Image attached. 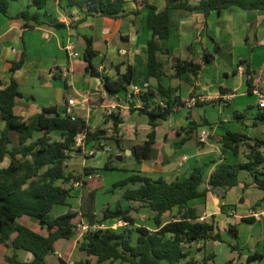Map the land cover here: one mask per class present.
Masks as SVG:
<instances>
[{
	"label": "crops",
	"instance_id": "obj_1",
	"mask_svg": "<svg viewBox=\"0 0 264 264\" xmlns=\"http://www.w3.org/2000/svg\"><path fill=\"white\" fill-rule=\"evenodd\" d=\"M148 1L159 10L166 7V0ZM198 2L190 0L191 5ZM31 3L32 0L14 1L9 9L11 17L0 15L1 89L11 84L13 76L25 96L17 99L16 114L37 117L44 108L56 107L61 116L82 118L92 128H106L111 134L113 125L106 122V113L110 109L118 111L123 118L118 136L120 146L112 141L117 151L115 158L120 160L123 154L129 156L128 151L134 146L145 142L152 131L147 115L138 111L143 107L140 95L148 90L156 93L159 84H162L172 91L171 97H180L186 105L176 109L167 120H159L150 160L137 162L129 156L139 164L138 169L131 172L170 182L185 179L199 169L204 177L199 190L206 195L190 201L184 208L195 209L203 222H211L214 218L222 237L221 241L188 245L189 255L178 264H264V192L246 171L241 173V182L236 187H208L211 173L222 163L248 162L250 148L247 144L241 145L238 155L224 149L222 138L228 130L264 140V122L254 124L260 97L264 94V11L234 8L221 13L212 12L206 17L203 11L173 10L172 34L160 40L161 47L169 50L170 54H158L166 75L158 80L149 76L148 42L151 31L148 27L149 10L143 7L142 1L127 0L125 17H87L81 22L83 14L77 8H67L65 3L55 0L42 12H47L40 18L42 24L30 23L26 27L25 19L16 16L25 10L37 12ZM56 23L65 24V27L56 28ZM74 23H77L75 27L72 26ZM85 37L93 38L100 58V62L94 64L101 73L117 79L132 67L133 80L127 92L122 90L109 95L103 81L87 72V63L82 58ZM68 44L75 47L78 57L69 56L66 50ZM217 44L221 49L218 53ZM80 46L83 50L78 49ZM24 53L25 64L12 74V63L20 61ZM205 54L214 55L211 63L204 62ZM176 58L201 63L203 68L197 75H178L174 67ZM242 60L246 63L241 64ZM247 65L254 72L253 93H249L247 85ZM133 87H138L140 92L130 97ZM193 100L195 105H192ZM70 101L75 102L71 107ZM149 104L165 105L159 94L151 96ZM201 112H204L203 116ZM235 113H241L244 118L237 119ZM4 128L5 123L0 116V135ZM188 129L192 131L188 133ZM203 132L209 134L206 142L199 140ZM54 138H60V133L54 134ZM261 151L264 154V148ZM82 158L81 168L92 166L102 169V166L94 165V159ZM125 167L120 169L125 170ZM259 170L264 171V163ZM243 173L249 177L243 176ZM85 179L87 186L96 191L92 185L94 175ZM78 189V204L71 207L75 211L80 207L82 197V188ZM136 205L139 206L130 202L128 207L136 208ZM140 210L148 212L151 217L146 218L143 225L136 218L135 227L157 230L150 208L143 206ZM177 212L178 209H175L165 214L164 220L169 221ZM168 214L173 216L166 219ZM246 218H254V221L249 222ZM19 223L44 236L48 235L47 228L32 217L24 216ZM230 226L237 227L238 237L229 232ZM15 237L16 234L12 238ZM79 240L80 237L66 240L69 241L67 246L64 245L65 240H59L56 256L69 264H74L75 258L86 260L87 255L78 247ZM13 253L12 248L0 243V264H6V256ZM17 255L22 262L34 259L33 254L26 250L17 251ZM91 262L94 263L93 260Z\"/></svg>",
	"mask_w": 264,
	"mask_h": 264
},
{
	"label": "trees",
	"instance_id": "obj_2",
	"mask_svg": "<svg viewBox=\"0 0 264 264\" xmlns=\"http://www.w3.org/2000/svg\"><path fill=\"white\" fill-rule=\"evenodd\" d=\"M18 0H0V15L11 17L9 9L12 2ZM55 0H32L31 7L37 12L25 10L17 18H23L30 23L42 24L40 18L46 15L50 2ZM65 0H59L62 4ZM142 1L143 7L149 10L148 27L151 38L148 42V71L149 76L161 80L165 74L163 64L158 60V54H170L163 49L160 40L169 38L172 34L171 12L185 10L187 12L203 11L208 17L212 12L221 13L224 10L240 8L242 10L264 11V0H199L198 4L191 5L190 0H166L163 10L150 3ZM67 8L75 7L83 14L81 22L87 17H125L127 0H66ZM77 23L72 24L75 27ZM56 28H64L65 24L56 23ZM86 47L83 60L87 63V72L103 81L109 95L119 91H128L133 80V70L130 66L127 72L113 79L98 69L94 60L99 52L94 48L92 37H85ZM217 44L216 53L220 52ZM204 62L211 63L213 54H205ZM26 55L23 54L18 62L12 63L11 72L14 74L25 64ZM246 61L242 60L241 64ZM175 69L178 75L191 73L197 75L203 68L201 63L189 60L175 59ZM246 78L249 93H253L254 72L246 66ZM264 90V88H263ZM159 94L165 105L150 106L149 98ZM172 91L159 84L155 93L148 90L140 95L143 107L138 111L147 115L152 131L147 140L132 148L131 157L137 162L151 159L153 147L156 143V128L159 120H167L176 109L186 105L180 97H171ZM25 96L20 92L19 84L12 76L9 86L1 89L0 84V116L5 128L0 135V243L12 248L14 253L6 256V264H69L66 260L56 256V243L59 240H70L76 237L75 221L82 216L89 225L104 223L111 220H124L127 226L119 229H98L89 231L81 238L79 249L87 255V259L77 264H178L189 254L188 245L201 241H221L222 237L214 218L210 221H201L197 211L193 208H184L190 201L201 198L206 192L199 190L203 183V173L195 169L185 179L167 181L163 178L152 179L142 176L139 172L126 180L116 184V187H127L124 199L139 206L124 209L118 206L114 209L107 207L103 211L102 219L97 220L94 210L96 200L95 191L90 192L91 203L83 212L75 211L71 207L65 214L55 219L51 212L56 206H69L75 183L87 186L86 177L98 174L99 169L85 167L84 174L78 175L68 171V161L73 153H83V149L76 144L79 134H85V144L88 150L96 148L103 151L109 141L114 140L120 146L119 132L123 118L120 112L106 113V122L112 123L111 134L106 128H92L82 118L70 115L61 116L56 107L44 108L37 117L27 118L15 112L16 101ZM244 115V114H243ZM237 119H243L241 113H235ZM264 122V108H258L254 124ZM192 129H188L189 133ZM60 133V138L54 134ZM253 142V144H251ZM222 144L225 150L234 154L239 153L241 145L247 144L250 148L248 162L222 163L212 173L208 181L210 189L218 187L233 188L241 182L242 172H248L254 182L264 192V171L259 167L264 163V140L252 139L246 134L227 131ZM87 156V155H86ZM88 157V156H87ZM8 161L6 166L3 164ZM110 155L105 165L106 170H120L113 166ZM126 171H128L126 169ZM129 185H138L136 188ZM264 202V198H263ZM146 206L154 213L153 222L157 230L147 227H135L139 207ZM83 208V207H82ZM178 209L169 221L164 220L167 213ZM24 216L38 220L48 230L44 236L28 226L19 223ZM252 222L254 218H246ZM229 232L238 237L237 227L230 226ZM16 234L15 238H12ZM26 250L33 254L31 262H22L18 259L17 251ZM94 261V263L91 262Z\"/></svg>",
	"mask_w": 264,
	"mask_h": 264
},
{
	"label": "rangeland",
	"instance_id": "obj_3",
	"mask_svg": "<svg viewBox=\"0 0 264 264\" xmlns=\"http://www.w3.org/2000/svg\"><path fill=\"white\" fill-rule=\"evenodd\" d=\"M65 3V4H64ZM63 4L65 6H67V2L66 0L63 1ZM79 50H83V48L80 46L78 48ZM95 64H98L100 62V58L96 57L95 58ZM201 115H204V112H201ZM107 147L105 150L103 151H99L96 148H91L90 151H92L93 154H91L89 151V153H73V155L71 156V158L69 159V166H68V171L72 172L74 174H78V175H83L84 174V169L81 168L82 166V162L84 161L82 156H85L89 159H94L93 163H95L94 165L96 166H102L101 170L98 171V174L94 175V179L92 181V185L94 188H96V200L94 203V210L97 213H95L97 220H101L102 219V215H103V211L107 208L110 207L112 209L121 206L124 209H128L130 202L126 201L124 199V192L126 190L127 187H116L115 185L126 180L127 178H129L132 175L131 170L133 169H138L139 164L133 159L130 158L129 156H131V154H129V156L123 154L122 157L120 158V160H116V147L114 146V142L109 141L107 143ZM106 152V153H104ZM108 154H111L112 158H113V163L112 165L116 164L119 168L126 166L125 170H106L104 169V164L108 159ZM87 155V156H86ZM80 164V165H79ZM92 167V166H91ZM94 168V167H93ZM96 168V167H95ZM126 169H128V171H126ZM243 176L249 177L247 173H243ZM128 187H132L131 185H129ZM74 190L72 193V198H70L68 200V204L69 206H56L54 208V210L51 212V218L55 219L57 217L58 214H63L65 213L70 207H74L78 204V199H77V194H79V190L78 188L80 187H75L74 186ZM82 188V197H81V204H80V209L76 208L77 211H79L80 213L84 211V209H88L89 205H90V192H92V188L91 187H84L81 186ZM138 206V205H136ZM83 207V208H82ZM141 207H139L138 212H134L136 213L135 216L136 218H139V224L143 225V222L146 221V218H149L151 216H148V212H145L144 210H140ZM173 215L172 214H168L166 215V219L171 218ZM81 216H79L75 223L80 221ZM76 237H80V233L77 231ZM64 245L67 246V244L69 243V241H63ZM62 242V243H63ZM80 242H81V237L79 240V244L78 247H80ZM60 243V244H62ZM78 250V249H77ZM76 256V254H75ZM74 256V257H75ZM73 257V258H74ZM74 261V260H73ZM78 261L75 258V262L74 264H77Z\"/></svg>",
	"mask_w": 264,
	"mask_h": 264
},
{
	"label": "built area",
	"instance_id": "obj_4",
	"mask_svg": "<svg viewBox=\"0 0 264 264\" xmlns=\"http://www.w3.org/2000/svg\"><path fill=\"white\" fill-rule=\"evenodd\" d=\"M66 50L69 54V56L71 57H78L79 54L75 51V47L72 45V44H68V46L66 47ZM139 88L138 87H133L132 91H130L129 93V96L132 97L133 94L135 93H139ZM195 100L192 101V105H195ZM75 104L74 101H70V107L73 106ZM190 105V106H192ZM259 105L260 107L264 108V94H261V97H260V102H259ZM68 112L70 113L71 112V108L68 109ZM108 114H111L112 113V109L108 110L107 111ZM209 137V134L208 133H205L203 132L200 137H199V140L200 142H206V140L208 139ZM76 144L78 147L82 148L83 149V153H92V151L88 150L86 148V144H85V134L81 133L77 136L76 138ZM89 151V152H88ZM75 187H81L82 186V183H75L74 185ZM263 217H264V212H263ZM76 224V231H78L80 233V237H82L84 234L88 233L89 231H94V230H98V229H103V230H106V229H119V228H122V227H125L128 225L127 222H125L124 220H111V221H106L104 223H96L94 224L93 226L92 225H89L85 219L81 216L80 218V221L75 223Z\"/></svg>",
	"mask_w": 264,
	"mask_h": 264
},
{
	"label": "water",
	"instance_id": "obj_5",
	"mask_svg": "<svg viewBox=\"0 0 264 264\" xmlns=\"http://www.w3.org/2000/svg\"><path fill=\"white\" fill-rule=\"evenodd\" d=\"M128 153H129V154H132V150H129Z\"/></svg>",
	"mask_w": 264,
	"mask_h": 264
}]
</instances>
